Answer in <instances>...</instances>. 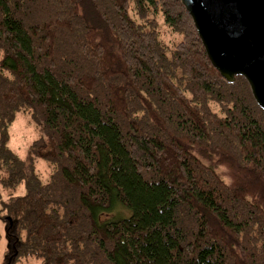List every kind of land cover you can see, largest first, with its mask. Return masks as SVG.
Masks as SVG:
<instances>
[{
    "label": "trees",
    "instance_id": "16d2710c",
    "mask_svg": "<svg viewBox=\"0 0 264 264\" xmlns=\"http://www.w3.org/2000/svg\"><path fill=\"white\" fill-rule=\"evenodd\" d=\"M236 78L180 0H0V185L26 189L0 196L7 264H264V110Z\"/></svg>",
    "mask_w": 264,
    "mask_h": 264
},
{
    "label": "water",
    "instance_id": "95a60500",
    "mask_svg": "<svg viewBox=\"0 0 264 264\" xmlns=\"http://www.w3.org/2000/svg\"><path fill=\"white\" fill-rule=\"evenodd\" d=\"M222 79H246L264 110V0H180Z\"/></svg>",
    "mask_w": 264,
    "mask_h": 264
},
{
    "label": "rangeland",
    "instance_id": "374dc122",
    "mask_svg": "<svg viewBox=\"0 0 264 264\" xmlns=\"http://www.w3.org/2000/svg\"><path fill=\"white\" fill-rule=\"evenodd\" d=\"M153 17L157 19V28L160 32V38H162L167 46H173V43L177 42L181 38L180 35L172 32L170 27L166 26L164 17H162L161 13L153 14ZM9 131L11 133L8 141L9 148L16 152L20 159H27L30 145L40 134V131L36 127L33 119H31L27 112L20 111L13 123L10 125ZM34 162L36 173L39 175L41 181L45 183L51 175L50 165L42 159H36ZM25 192V184L23 183L13 190L6 189L0 185V196H2L3 199H7L9 195L23 196ZM8 243L9 240L7 239L6 223L4 220L0 219V264H7L6 255L8 254ZM39 263V259L24 257L19 258L16 262V264Z\"/></svg>",
    "mask_w": 264,
    "mask_h": 264
}]
</instances>
